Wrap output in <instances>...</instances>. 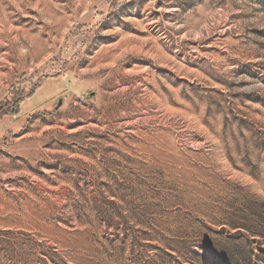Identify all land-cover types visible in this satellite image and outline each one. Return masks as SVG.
Masks as SVG:
<instances>
[{
  "label": "rangeland",
  "instance_id": "rangeland-1",
  "mask_svg": "<svg viewBox=\"0 0 264 264\" xmlns=\"http://www.w3.org/2000/svg\"><path fill=\"white\" fill-rule=\"evenodd\" d=\"M31 94L0 122V264L264 249L231 228L264 229V0H0V106Z\"/></svg>",
  "mask_w": 264,
  "mask_h": 264
},
{
  "label": "trees",
  "instance_id": "trees-1",
  "mask_svg": "<svg viewBox=\"0 0 264 264\" xmlns=\"http://www.w3.org/2000/svg\"><path fill=\"white\" fill-rule=\"evenodd\" d=\"M34 94H31L29 96L22 95L21 97H13V99H7L4 102V105L0 106V122L4 121L6 118H14L21 115V109L25 101L29 98H31ZM257 200V203L259 204L258 209L264 214V200ZM247 212L251 213L253 211H250V208L247 209ZM252 221H250L252 224H257V215H254V217L251 218ZM254 220V222H253ZM232 229L238 230L239 233L241 231H247L253 234L254 237H260L262 242H264V229L259 230H253L250 227H247L245 225L242 226H231ZM254 241V240H253ZM252 244V243H250ZM249 244V245H250ZM264 245V244H263ZM250 247V246H249ZM210 255V253H209ZM245 263L246 264H264V249L261 247L259 249V253L253 250H249L248 254L245 257Z\"/></svg>",
  "mask_w": 264,
  "mask_h": 264
},
{
  "label": "water",
  "instance_id": "water-1",
  "mask_svg": "<svg viewBox=\"0 0 264 264\" xmlns=\"http://www.w3.org/2000/svg\"><path fill=\"white\" fill-rule=\"evenodd\" d=\"M94 95H95V94H92V95H91V98L94 97ZM62 104H63V99H60V100H59V103H58V105H57V107H56V110H58V109L62 106Z\"/></svg>",
  "mask_w": 264,
  "mask_h": 264
}]
</instances>
